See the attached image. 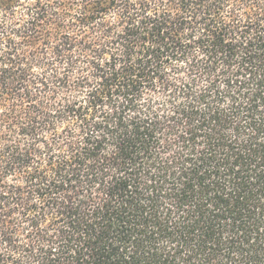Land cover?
<instances>
[{"label":"trees","instance_id":"16d2710c","mask_svg":"<svg viewBox=\"0 0 264 264\" xmlns=\"http://www.w3.org/2000/svg\"><path fill=\"white\" fill-rule=\"evenodd\" d=\"M0 264H264V0H0Z\"/></svg>","mask_w":264,"mask_h":264}]
</instances>
